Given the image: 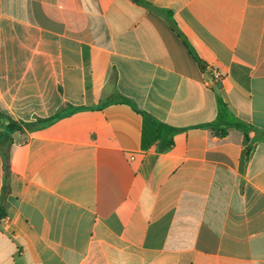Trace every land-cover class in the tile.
Wrapping results in <instances>:
<instances>
[{
	"label": "crops",
	"instance_id": "crops-1",
	"mask_svg": "<svg viewBox=\"0 0 264 264\" xmlns=\"http://www.w3.org/2000/svg\"><path fill=\"white\" fill-rule=\"evenodd\" d=\"M0 114V264H264V0H0Z\"/></svg>",
	"mask_w": 264,
	"mask_h": 264
},
{
	"label": "trees",
	"instance_id": "trees-1",
	"mask_svg": "<svg viewBox=\"0 0 264 264\" xmlns=\"http://www.w3.org/2000/svg\"><path fill=\"white\" fill-rule=\"evenodd\" d=\"M173 22V20L171 19ZM173 26L174 23H173ZM187 47H189L188 44H186ZM191 54H193L192 51H190ZM219 105V116L218 118L210 123L206 124L204 127L212 129L214 132H217L221 134L222 136H225L227 134V131L229 128H238L245 132V141H248L247 137V131L250 129H253V127L247 123L239 122L240 120L234 118L228 111L227 106L222 102L221 99L218 100ZM138 111V110H137ZM143 118H144V126H145V145H146V132L148 128L152 131V136L155 141L159 142L161 149L168 150L174 145V136L179 131L176 128H173L171 126L159 123L151 118L150 115L139 112ZM53 120V119H52ZM49 120V121H52ZM0 122L8 127L16 126V122H14L9 117L0 114ZM239 123V124H235ZM5 169H6V176L8 175L9 171V155L8 153H5ZM5 216L4 209L2 205H0V220Z\"/></svg>",
	"mask_w": 264,
	"mask_h": 264
},
{
	"label": "built area",
	"instance_id": "built-area-1",
	"mask_svg": "<svg viewBox=\"0 0 264 264\" xmlns=\"http://www.w3.org/2000/svg\"><path fill=\"white\" fill-rule=\"evenodd\" d=\"M216 75H218V74H216Z\"/></svg>",
	"mask_w": 264,
	"mask_h": 264
}]
</instances>
